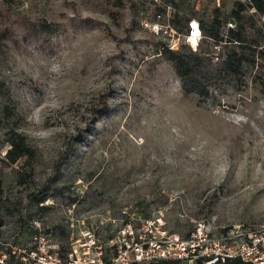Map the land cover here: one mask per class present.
Returning a JSON list of instances; mask_svg holds the SVG:
<instances>
[{
  "label": "rangeland",
  "instance_id": "1",
  "mask_svg": "<svg viewBox=\"0 0 264 264\" xmlns=\"http://www.w3.org/2000/svg\"><path fill=\"white\" fill-rule=\"evenodd\" d=\"M235 1L0 0V251L38 233L65 250L71 219L123 209L180 234L189 218L264 224V46L238 80L184 97L168 37L144 25ZM15 137L28 150L12 162Z\"/></svg>",
  "mask_w": 264,
  "mask_h": 264
},
{
  "label": "built area",
  "instance_id": "2",
  "mask_svg": "<svg viewBox=\"0 0 264 264\" xmlns=\"http://www.w3.org/2000/svg\"><path fill=\"white\" fill-rule=\"evenodd\" d=\"M145 27L168 37L165 47L177 48L176 31L161 15ZM228 28L233 24L228 22ZM193 50L192 37H204L192 18L184 35ZM217 47V46H214ZM206 48V47H205ZM118 216L96 214L70 220L68 247L57 249L48 234L38 233L25 244H9L0 251V264H150L161 260L181 264H264V224L213 227L203 218H189V230L180 234L160 215L142 217L123 209ZM187 216L185 211L180 215Z\"/></svg>",
  "mask_w": 264,
  "mask_h": 264
},
{
  "label": "trees",
  "instance_id": "3",
  "mask_svg": "<svg viewBox=\"0 0 264 264\" xmlns=\"http://www.w3.org/2000/svg\"><path fill=\"white\" fill-rule=\"evenodd\" d=\"M249 9L261 19L264 17V0H247L246 3L236 0L227 16L221 18L217 13L210 20L199 21L204 37L209 38L213 46H220L222 51L218 53L210 48L193 50L186 44L171 50L165 47V43L162 44L160 55L173 67L184 97H205L209 87L238 80L244 75V68L254 64L255 59L262 55L263 49L259 47L264 46V29L256 26L257 19L253 13H248ZM192 18L183 13L181 17L175 15L169 22L173 29L180 31L179 24L185 25V35L187 23ZM228 19L234 20L235 27L222 30ZM41 27L43 30L47 28L45 25ZM199 44L206 45V41L200 40ZM9 142L11 147L7 158L14 162L27 152L28 147L19 137L11 138ZM42 201L43 198L38 200ZM150 264L181 263L161 260ZM232 264L248 263L233 260Z\"/></svg>",
  "mask_w": 264,
  "mask_h": 264
},
{
  "label": "bare ground",
  "instance_id": "4",
  "mask_svg": "<svg viewBox=\"0 0 264 264\" xmlns=\"http://www.w3.org/2000/svg\"><path fill=\"white\" fill-rule=\"evenodd\" d=\"M198 42H199V40L197 38H195V37H192L190 39V43L192 44L193 47H197L198 46Z\"/></svg>",
  "mask_w": 264,
  "mask_h": 264
}]
</instances>
